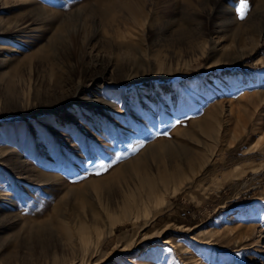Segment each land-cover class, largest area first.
<instances>
[{"label":"rangeland","instance_id":"374dc122","mask_svg":"<svg viewBox=\"0 0 264 264\" xmlns=\"http://www.w3.org/2000/svg\"><path fill=\"white\" fill-rule=\"evenodd\" d=\"M238 8L0 0V264H264V0Z\"/></svg>","mask_w":264,"mask_h":264},{"label":"snow or ice","instance_id":"6c2138e0","mask_svg":"<svg viewBox=\"0 0 264 264\" xmlns=\"http://www.w3.org/2000/svg\"><path fill=\"white\" fill-rule=\"evenodd\" d=\"M246 6H247V0H239L238 12H239L241 18H243V16H244V11H245Z\"/></svg>","mask_w":264,"mask_h":264},{"label":"bare ground","instance_id":"6f19581e","mask_svg":"<svg viewBox=\"0 0 264 264\" xmlns=\"http://www.w3.org/2000/svg\"><path fill=\"white\" fill-rule=\"evenodd\" d=\"M4 28V27H3ZM3 31H5V29H2Z\"/></svg>","mask_w":264,"mask_h":264}]
</instances>
